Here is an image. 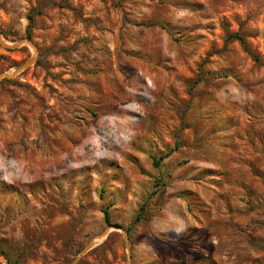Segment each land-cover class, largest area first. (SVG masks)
<instances>
[{"label":"rangeland","instance_id":"rangeland-1","mask_svg":"<svg viewBox=\"0 0 264 264\" xmlns=\"http://www.w3.org/2000/svg\"><path fill=\"white\" fill-rule=\"evenodd\" d=\"M0 30V73L34 57L0 79V264H264V0H0Z\"/></svg>","mask_w":264,"mask_h":264},{"label":"water","instance_id":"water-1","mask_svg":"<svg viewBox=\"0 0 264 264\" xmlns=\"http://www.w3.org/2000/svg\"><path fill=\"white\" fill-rule=\"evenodd\" d=\"M23 42H26V43H29V40L28 39H24V40H21L17 43H14V44H6L3 42L2 40V34H1V30H0V45L3 47V48H6V49H9V48H14V47H17L19 46L20 44H22ZM34 60V57H31L29 60H27L26 62H24L23 64H21L20 66H18L15 70H13L11 73H0V79H3V78H10V77H13L15 76L16 74H18L20 71L24 70L25 68H27L31 63L32 61ZM106 233L103 232L102 234H100L99 236H97V238H102ZM125 240H126V243H127V238L125 236ZM78 258V257H77ZM76 260V259H75Z\"/></svg>","mask_w":264,"mask_h":264},{"label":"trees","instance_id":"trees-1","mask_svg":"<svg viewBox=\"0 0 264 264\" xmlns=\"http://www.w3.org/2000/svg\"><path fill=\"white\" fill-rule=\"evenodd\" d=\"M239 40L243 43V41L241 40V38H239ZM102 213H103V219L104 221L110 225V217H109V213L106 209H102ZM11 264H15V263H11Z\"/></svg>","mask_w":264,"mask_h":264}]
</instances>
